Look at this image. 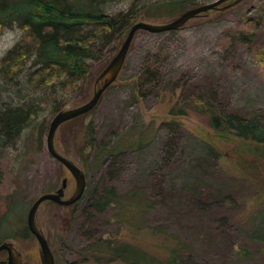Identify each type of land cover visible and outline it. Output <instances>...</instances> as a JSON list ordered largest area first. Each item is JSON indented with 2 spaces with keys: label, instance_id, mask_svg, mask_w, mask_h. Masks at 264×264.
<instances>
[{
  "label": "rangeland",
  "instance_id": "374dc122",
  "mask_svg": "<svg viewBox=\"0 0 264 264\" xmlns=\"http://www.w3.org/2000/svg\"><path fill=\"white\" fill-rule=\"evenodd\" d=\"M150 1L160 0H141ZM134 3L114 0L101 11L117 15ZM231 33L253 36L245 42L222 39ZM22 36L16 24L1 29L0 58ZM122 41L106 48L108 58ZM106 63L92 61L76 93L59 86L33 88L32 58L10 82L0 78V111L37 109L17 138H0V217L6 215L0 243L11 242L21 264H41L38 243L26 230L33 201L63 178L65 196L74 189L69 172L46 150L49 122L58 110L91 97ZM199 95L216 109L243 117L264 109V0H245L219 15L207 11L171 31H137L117 79L96 107L58 127L54 145L83 170L86 186L70 206L46 201L37 210L55 264H124L81 251L105 241L130 243L158 258L179 242L181 257L193 263L264 264V174L255 166L264 162V153L239 139L216 137L208 116L191 107ZM182 106L187 114L171 113ZM102 147L111 152L101 155ZM110 190L115 203L96 212L95 195ZM0 260L6 264L5 251Z\"/></svg>",
  "mask_w": 264,
  "mask_h": 264
},
{
  "label": "trees",
  "instance_id": "16d2710c",
  "mask_svg": "<svg viewBox=\"0 0 264 264\" xmlns=\"http://www.w3.org/2000/svg\"><path fill=\"white\" fill-rule=\"evenodd\" d=\"M110 1L114 0H0V30L16 24L23 31L21 39L0 58V78L10 82L32 58L35 69L28 80L33 88L59 86L65 92H79L91 73V62L103 60L106 63L111 51L106 48L115 39H118V43L124 40L132 23L139 20L162 23L197 5L195 0L145 3L135 0L134 6L126 12L108 15L101 11V7ZM210 12L219 15L223 11ZM250 20L247 18V21ZM244 28L249 30L247 26ZM252 36L231 33L224 34L222 39L227 42L236 38L245 42ZM195 102L191 107L195 112L208 116V126L216 137L236 138L264 153V109L243 117L216 109L200 95ZM170 110L174 114L188 113L185 106ZM36 114L37 109L31 106L3 107L0 111V138H17L36 118ZM72 120L74 119L69 121ZM86 127L90 145L93 143L92 128L89 125ZM207 144L219 155L212 144ZM103 152L111 151L102 147L100 154ZM255 166L264 174V162L259 161ZM114 197L113 190L96 194L94 210L103 212L107 206L115 203ZM5 216L0 217V228ZM26 230L28 231L27 227ZM92 246L82 248L81 251L88 254L100 253L108 262L118 260L124 264H198L181 257L184 247L179 242L169 248V254L165 258L155 257L130 243L105 241ZM0 264L5 262L0 260Z\"/></svg>",
  "mask_w": 264,
  "mask_h": 264
},
{
  "label": "water",
  "instance_id": "95a60500",
  "mask_svg": "<svg viewBox=\"0 0 264 264\" xmlns=\"http://www.w3.org/2000/svg\"><path fill=\"white\" fill-rule=\"evenodd\" d=\"M245 0H214L212 2L199 4L186 9L176 17L162 23L139 20L132 23L128 29L126 37L117 52L108 60L104 68L100 71L94 82L91 97L74 107L65 108L55 113L49 122L46 133V150L49 155L69 172L74 180V189L69 196H65L67 179L63 178L60 185L52 192L40 194L31 204L27 212L26 226L30 234L36 239L39 246V258L41 264H55L50 245L40 230L36 222V213L39 206L46 201L53 202L60 206H70L76 203L83 195L86 178L83 170L78 167L71 159L62 155L54 145L55 133L63 123L85 115L96 107L104 91L117 79L127 56L132 40L139 30L151 33H160L175 30L184 25L190 19L207 11H225ZM5 251L7 254L6 264H21V254L15 246L8 241L0 243V253Z\"/></svg>",
  "mask_w": 264,
  "mask_h": 264
}]
</instances>
